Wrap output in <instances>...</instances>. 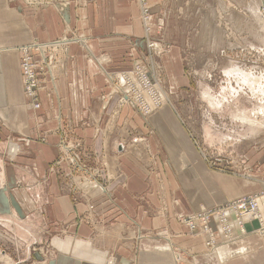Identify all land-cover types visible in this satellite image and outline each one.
<instances>
[{"label": "crops", "instance_id": "obj_1", "mask_svg": "<svg viewBox=\"0 0 264 264\" xmlns=\"http://www.w3.org/2000/svg\"><path fill=\"white\" fill-rule=\"evenodd\" d=\"M46 1L38 7L0 0V225L10 229L3 239L24 235L25 260L17 264H26L31 246L51 232L69 236L55 240L65 256L54 264H105L109 255L129 260L123 264H177L178 254L184 257L178 264H264L257 222L247 225L244 240L209 254L202 238L176 220L178 213L222 205L263 184L211 169L171 107L144 118L111 94L106 72L131 69L144 43L137 1ZM73 35L85 41L66 48L56 80L45 78L41 107L34 109L16 49ZM162 62L171 82L173 76L187 84L178 47ZM61 141L77 149L66 150ZM11 143L20 149L13 158ZM73 155L85 172L74 169ZM93 182L97 187L89 189ZM92 192L88 201L71 196L86 199ZM130 227L172 236L136 238Z\"/></svg>", "mask_w": 264, "mask_h": 264}, {"label": "rangeland", "instance_id": "obj_2", "mask_svg": "<svg viewBox=\"0 0 264 264\" xmlns=\"http://www.w3.org/2000/svg\"><path fill=\"white\" fill-rule=\"evenodd\" d=\"M26 1L38 7L48 4L46 0ZM60 1L51 3L57 5ZM71 1L66 0L67 3ZM136 1L141 18L142 4L140 0ZM146 5L152 16L148 24L152 30L147 35L141 19L144 43L138 45L139 57L133 56L131 69L140 60L152 75H157L165 98L161 108L171 107L177 113L211 169L263 184V188L244 196L264 192V179L258 177L264 174V0H146ZM152 44L155 47L150 49ZM173 46L179 48L187 84L185 81L178 84L173 76L171 82L170 69L168 71L162 62ZM65 52L66 49L57 52L60 63ZM47 77L54 81L52 75ZM14 147L11 143L8 151L11 158L10 150ZM94 186L97 187V183L93 182L89 189ZM92 194L96 196L93 192L87 193L86 199L79 194L71 196L76 203L92 199ZM201 210L204 208L198 211ZM5 233H10V229L0 225V264H17L25 260L24 235L18 233L16 240L14 237L6 240L1 238L6 236ZM128 234L136 238L170 239L172 236L166 230L138 234L137 229L131 227ZM67 237L62 232H51L47 240L31 246L30 260L26 264L59 262L65 254L55 245V240L64 241ZM193 237L202 238L209 254L217 251L206 248L202 236ZM242 240L222 247H233ZM178 255L182 262L184 257ZM67 256L72 257V253ZM132 260L137 262V259ZM113 261L115 264L129 262L109 255L105 264H113Z\"/></svg>", "mask_w": 264, "mask_h": 264}, {"label": "built area", "instance_id": "obj_3", "mask_svg": "<svg viewBox=\"0 0 264 264\" xmlns=\"http://www.w3.org/2000/svg\"><path fill=\"white\" fill-rule=\"evenodd\" d=\"M140 3L142 4L141 19L145 32L149 35L152 28L148 27V24L152 16L146 0H140ZM75 37L71 39L64 36L44 43L35 41L16 49L21 55L20 67L24 93L31 100L34 109L41 107L39 92L43 87L44 78L52 75V80H56L55 70L60 64L58 53L70 44L84 42L83 37ZM154 47L155 44L149 46L150 49ZM50 52L53 54L49 55ZM102 61L106 63L108 60L103 58ZM140 62L137 60L134 67L128 71L106 72V77L111 94L119 95L123 104L132 105L146 117L160 109L165 100L157 75H152L151 71L144 66L145 63ZM61 146L66 150L77 149L76 146L65 145L62 141ZM16 147L17 145L10 150L12 156L20 152H14ZM71 163L76 171L85 172L78 156L73 155ZM176 217L192 236H202L205 239L206 248L215 251L220 246L244 239L247 235V225L251 222L259 224L257 232L264 231V192L240 197L213 208H204L200 212L188 215L182 213Z\"/></svg>", "mask_w": 264, "mask_h": 264}, {"label": "bare ground", "instance_id": "obj_4", "mask_svg": "<svg viewBox=\"0 0 264 264\" xmlns=\"http://www.w3.org/2000/svg\"><path fill=\"white\" fill-rule=\"evenodd\" d=\"M163 99L165 100L164 95H163ZM14 152H19V149L18 148L14 149ZM262 232H264V231H262ZM113 264H115L114 261H113Z\"/></svg>", "mask_w": 264, "mask_h": 264}]
</instances>
